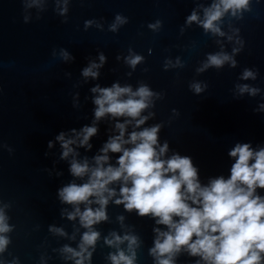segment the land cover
<instances>
[{"label":"water","instance_id":"95a60500","mask_svg":"<svg viewBox=\"0 0 264 264\" xmlns=\"http://www.w3.org/2000/svg\"><path fill=\"white\" fill-rule=\"evenodd\" d=\"M214 4L220 0H0V211L8 229L0 232L8 241L0 264H113L111 256L120 252L133 264H159L151 250L169 228L151 213L140 216L116 203L123 178L106 186L114 190L103 194L106 219L87 227L76 209L95 212L101 208L97 197L67 203L59 196L63 187L83 185L91 176L73 175V160L92 169L95 157L107 155L103 167H119L122 152L101 151L120 134L117 124L125 125L124 140L159 125L154 148L159 153L168 145L160 159L189 156L202 187L230 177L237 157L229 152L237 144L264 149V0H247L234 14L220 5L223 14L213 22L219 32L203 27L205 10ZM193 13L197 19L189 22ZM217 54L229 59L219 67L208 64ZM135 56L141 60L133 67L128 61ZM93 63L100 65L92 69L98 75L84 76ZM246 70L253 76L244 78ZM114 84L132 92L146 86L153 93L139 116L96 118L94 101L101 94L92 89ZM85 126L97 132L82 145L77 133ZM60 133L74 141L67 157ZM254 195L264 199V188L257 186ZM86 232L98 235L82 248ZM171 260L210 264L186 245Z\"/></svg>","mask_w":264,"mask_h":264},{"label":"clouds","instance_id":"9594fccd","mask_svg":"<svg viewBox=\"0 0 264 264\" xmlns=\"http://www.w3.org/2000/svg\"><path fill=\"white\" fill-rule=\"evenodd\" d=\"M220 5L223 6V11L233 9L234 14L235 9L247 5V0H220V4H214L212 8L206 9V19L203 21L206 31L219 32V28L213 22L223 14ZM116 19L121 20L119 16ZM196 19L195 13L188 17L189 22ZM112 27L115 29V25ZM64 55L67 58V53ZM104 59L101 54V62ZM228 59L227 55H210L208 64L219 67ZM140 60V56H135L128 62L134 67ZM99 66L91 64L83 69V75L95 78L98 73L92 69ZM207 66L206 64L205 67ZM249 76H253V73L246 70L244 78ZM193 87L197 93L201 91L199 84ZM246 90L247 85L240 88L242 93ZM92 91L101 94L94 101L98 106L95 111L97 119L105 113L137 117L141 110L147 107V98L153 94L146 86L132 92L130 87L121 88L118 84L111 88L97 86ZM250 91L254 94L256 89ZM124 94H128L127 99L121 98ZM144 119L146 117L138 120L137 124H142ZM124 127V124H117L120 134L110 138L101 150L104 153L109 150L122 152L118 158L119 167L104 168L103 162L108 160L107 155L95 157L97 167L92 169H89L86 161L79 163L73 160L71 163L70 170L73 175L84 176L90 171L91 176L88 183L83 185L73 183L60 189L59 196L62 201L79 203L95 195L101 205L95 212L86 210L80 213V209L77 208L75 214L80 215L81 223L87 227L106 219L103 206L108 201L103 194L105 192L108 196L114 194V190L106 186L123 178L125 184L120 189L122 199L116 203L123 202L127 210L136 209L140 216L151 213L159 217L158 224L167 225L169 228V231L159 233L155 247L151 250L157 256L159 264H172L171 256L179 252L184 245L191 254L202 255L210 264H260L261 253H264V199L255 196L254 192L257 186L264 188V149L253 152L249 144H237L229 152L230 156L237 157L231 167L230 177L225 179L220 176L202 187L198 180V170L189 156L174 154L167 160L160 159L167 151L168 145L165 143L159 149V153L154 148L157 144L159 125L145 128L140 132L134 131L128 140L123 139ZM96 132V127L85 126L81 133H77L83 135L80 143L86 144ZM57 140L62 142L64 148L62 156L67 157L73 151L69 145L74 141L65 140L64 133H60ZM129 143L134 146L122 148V145ZM49 145L51 146V142ZM253 158L254 162L250 163ZM129 180L131 187L127 186ZM174 216L179 219L174 220ZM4 219L0 211V232L8 230ZM97 235L95 232H86L81 247L83 248L84 244H94ZM193 236L196 237L194 241ZM160 237H163V240ZM125 239H129L131 244L136 243L135 237ZM116 240H120V237H116ZM7 243L6 238L0 237V251L4 250ZM66 251L72 249L66 248ZM164 254H168V258H160ZM111 259L113 264H120L121 261L133 264V259L125 256L123 252L118 256H111ZM77 264L81 262L77 261Z\"/></svg>","mask_w":264,"mask_h":264}]
</instances>
